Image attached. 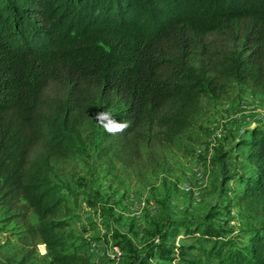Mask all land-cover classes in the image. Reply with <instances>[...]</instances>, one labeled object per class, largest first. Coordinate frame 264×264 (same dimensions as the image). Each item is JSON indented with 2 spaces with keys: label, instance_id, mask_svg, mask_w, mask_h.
Instances as JSON below:
<instances>
[{
  "label": "trees",
  "instance_id": "obj_1",
  "mask_svg": "<svg viewBox=\"0 0 264 264\" xmlns=\"http://www.w3.org/2000/svg\"><path fill=\"white\" fill-rule=\"evenodd\" d=\"M237 86L264 96V0H0V210L18 245L0 264H38L39 244L42 264H94L86 238L68 231L77 194L54 181L57 169L93 148L109 174L157 173L208 103ZM100 111L127 127L109 133ZM246 133L237 203L253 226L242 241L212 223L218 207L166 216L142 256L113 235L128 264L171 260L182 233L212 245L200 249L210 263L264 264V125Z\"/></svg>",
  "mask_w": 264,
  "mask_h": 264
},
{
  "label": "rangeland",
  "instance_id": "obj_2",
  "mask_svg": "<svg viewBox=\"0 0 264 264\" xmlns=\"http://www.w3.org/2000/svg\"><path fill=\"white\" fill-rule=\"evenodd\" d=\"M256 125H264V96L237 86L208 103L198 127L167 151L164 169L157 173L118 167L109 174L93 148L88 149L60 166L54 177L68 197L70 192L77 194L72 196L77 201H69L73 217L68 231L86 238L94 264H128V255L113 241L114 234L131 239L142 256L147 232L161 218L197 219L218 207L221 216L212 223L241 242L253 223L237 203L238 192L244 188L243 176L250 172L247 151L239 149L237 143ZM36 220L33 216L34 223ZM12 229L0 210V258L17 250ZM43 245H38V264L47 255ZM211 248L182 233L175 241L172 259L156 258L153 264H216L215 260L208 262V255L200 251Z\"/></svg>",
  "mask_w": 264,
  "mask_h": 264
},
{
  "label": "clouds",
  "instance_id": "obj_3",
  "mask_svg": "<svg viewBox=\"0 0 264 264\" xmlns=\"http://www.w3.org/2000/svg\"><path fill=\"white\" fill-rule=\"evenodd\" d=\"M100 123L103 124L104 128L109 132V133H118L123 131L126 127L127 124L125 122L121 121H116L114 118L110 116L108 112L105 111H100L96 114L95 117ZM107 121V123H104ZM45 245V244H44ZM46 247V246H45Z\"/></svg>",
  "mask_w": 264,
  "mask_h": 264
},
{
  "label": "bare ground",
  "instance_id": "obj_4",
  "mask_svg": "<svg viewBox=\"0 0 264 264\" xmlns=\"http://www.w3.org/2000/svg\"><path fill=\"white\" fill-rule=\"evenodd\" d=\"M197 176L199 177L200 175H198L197 174ZM114 247V246H113ZM117 247H119V246H117ZM120 248V247H119ZM117 255H119V257H121L122 256V253L119 251V252H117Z\"/></svg>",
  "mask_w": 264,
  "mask_h": 264
},
{
  "label": "built area",
  "instance_id": "obj_5",
  "mask_svg": "<svg viewBox=\"0 0 264 264\" xmlns=\"http://www.w3.org/2000/svg\"><path fill=\"white\" fill-rule=\"evenodd\" d=\"M220 132H223V131L220 130ZM220 132H219V133H220ZM219 133H215V136H216V134H219ZM45 249H46V247H45ZM45 253H46V252H45ZM42 254H43V253H42Z\"/></svg>",
  "mask_w": 264,
  "mask_h": 264
}]
</instances>
